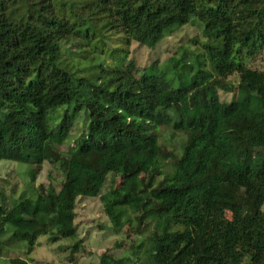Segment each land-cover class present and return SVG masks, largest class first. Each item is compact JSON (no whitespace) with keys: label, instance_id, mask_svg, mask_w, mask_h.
<instances>
[{"label":"trees","instance_id":"obj_1","mask_svg":"<svg viewBox=\"0 0 264 264\" xmlns=\"http://www.w3.org/2000/svg\"><path fill=\"white\" fill-rule=\"evenodd\" d=\"M186 25L218 40L197 63L210 71L174 88L126 63L131 41L153 48ZM262 50L264 0H0V161L26 165L32 182L46 162L62 173L35 197L0 193V243L30 252L49 236L76 240L75 253L77 200L99 197L116 234L152 225L139 264H264V72L247 66ZM82 110V138L62 154ZM161 126L185 135L178 158ZM110 174L124 184L101 194Z\"/></svg>","mask_w":264,"mask_h":264},{"label":"rangeland","instance_id":"obj_2","mask_svg":"<svg viewBox=\"0 0 264 264\" xmlns=\"http://www.w3.org/2000/svg\"><path fill=\"white\" fill-rule=\"evenodd\" d=\"M118 43L119 40L114 37L108 41V45L113 47L117 46ZM78 44V41L73 40L63 45L62 52L66 59L70 58V54L77 52ZM217 45L218 40L209 37L197 25H186L175 29L153 48L140 46L131 41L126 48L127 56L125 60L126 63L133 62L135 64L138 76L143 71L148 74L164 72L166 80L174 88H179L195 80L196 76L200 75L196 74L199 70L203 72L210 71L208 66L198 67L197 63L208 59V57L206 58L208 46L216 47ZM85 49H88V47ZM184 52L187 56L184 60H180ZM198 55L200 57H197ZM115 56L120 58L122 54H116ZM73 61L75 60L73 59ZM78 61H80L78 66L82 67L81 60L75 62ZM105 61L108 67L113 66L111 59L107 56ZM183 63H188L190 68H184ZM247 66L253 70L264 72V50L247 61ZM79 76L85 75L79 74ZM228 81L231 83V89L233 90L237 81L236 76H230ZM228 91V89L227 91H218L221 102H228L232 97L233 91ZM84 114V110L80 111L67 140L58 148L62 154H65L70 147H74L76 140L84 133ZM158 136L161 144L175 157L178 158L181 155L185 141L183 133L174 132L167 126H161L159 127ZM170 169H172V163H168L166 166V171H170ZM28 171L29 168L24 164L0 161V193L5 196L6 204H11L10 201H16L21 197H35L34 195L39 186L46 188L51 185L58 189L62 182L61 170L47 162L42 166L34 182L30 180ZM157 179L160 180V178ZM123 184L124 179L122 176L110 174L101 189V194ZM75 213L77 240L81 241L77 252H71L76 240L68 239L51 242L49 236H42L30 252H27L21 246L0 243V264H10L9 261L13 258H20L29 264H100L102 259L107 261L115 259L120 262L119 264H139L141 262L142 249L137 250V247L140 243L145 242V237L152 229V225L148 226V230L144 231L142 235L140 233L135 234L133 230L129 231L127 227L116 234L104 214L99 197L79 198ZM130 217L132 226H134V214H130Z\"/></svg>","mask_w":264,"mask_h":264}]
</instances>
